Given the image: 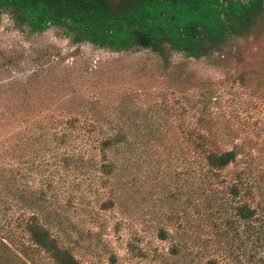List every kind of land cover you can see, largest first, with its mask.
Segmentation results:
<instances>
[{"label": "rangeland", "instance_id": "374dc122", "mask_svg": "<svg viewBox=\"0 0 264 264\" xmlns=\"http://www.w3.org/2000/svg\"><path fill=\"white\" fill-rule=\"evenodd\" d=\"M169 59L165 65L146 47L76 42L59 25L32 31L1 12L0 264H54L22 223L32 213L54 219L57 211L59 234L80 264H264V237L258 242L231 207L218 212L220 202L207 204L209 193L197 192L180 130L200 114L218 125L219 138L250 139L251 202L264 216V27L229 37L222 54L194 58L172 50ZM69 114L132 127L129 164L106 186L88 181L94 140L59 143L51 136ZM67 150L76 157L70 168L59 160ZM105 198L110 207L101 206ZM158 226L169 237L160 238Z\"/></svg>", "mask_w": 264, "mask_h": 264}, {"label": "trees", "instance_id": "16d2710c", "mask_svg": "<svg viewBox=\"0 0 264 264\" xmlns=\"http://www.w3.org/2000/svg\"><path fill=\"white\" fill-rule=\"evenodd\" d=\"M5 9L16 23L25 24L32 31L59 25L76 42L89 41L117 51L150 48L160 55L165 65L170 61L172 50L194 58L215 52L222 54L229 37H246L264 27L263 0H0V14ZM82 115L69 114L57 120L51 136L59 143L76 137L81 144L94 140L89 148H95V155L91 157L93 169L88 181L95 185L92 188L106 186L110 177L121 170L120 166L129 164L130 156L125 147L133 145L132 127L123 121L108 120L106 124L95 116L80 118ZM183 125L180 130L187 134L182 150L189 170L186 173L197 178V192L209 193L207 204L220 202L216 207L218 212L231 207L236 219H241L245 230L259 242L264 237V216L251 202L250 164L254 155L251 150H245L252 142L250 139L238 143L219 138L218 125L200 114L194 125L189 122ZM74 154L73 150L59 154L63 167L70 168L76 159ZM240 161L244 165L236 168L231 176L224 173L230 164ZM45 194L41 189L40 198L44 199ZM66 201L70 202L71 196ZM112 204L111 198H105L101 206L107 208ZM44 211L41 208V214ZM52 216L55 218L45 216L41 219L40 215L32 213L22 227L54 264H80L72 246L64 243L59 234L63 224L61 213L57 211ZM225 220L230 224L234 222L232 217ZM213 221L217 226L218 222ZM156 231L162 239L170 235L163 226H158ZM171 249L180 250L176 243Z\"/></svg>", "mask_w": 264, "mask_h": 264}]
</instances>
